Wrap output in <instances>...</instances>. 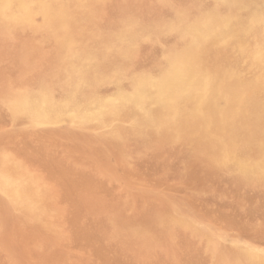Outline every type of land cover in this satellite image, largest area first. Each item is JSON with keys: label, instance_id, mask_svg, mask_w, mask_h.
Here are the masks:
<instances>
[{"label": "rangeland", "instance_id": "1", "mask_svg": "<svg viewBox=\"0 0 264 264\" xmlns=\"http://www.w3.org/2000/svg\"><path fill=\"white\" fill-rule=\"evenodd\" d=\"M137 1L0 0V264H264V0Z\"/></svg>", "mask_w": 264, "mask_h": 264}, {"label": "bare ground", "instance_id": "2", "mask_svg": "<svg viewBox=\"0 0 264 264\" xmlns=\"http://www.w3.org/2000/svg\"><path fill=\"white\" fill-rule=\"evenodd\" d=\"M2 1H3V0H2ZM29 1L32 2V0H29ZM34 1H35V0H34ZM58 1H60V0H58ZM138 1H139V0H138ZM138 1H137V2H138ZM176 1H177V0H176ZM176 1H175V2H176ZM239 1H240V0H239ZM241 1H242V0H241ZM248 1H249V0H248ZM4 2H5V1H4ZM15 2H17V1H15ZM173 2H174V0H173ZM177 2H178V1H177ZM186 2H187V1H186ZM20 3H22V2H20ZM131 3H132V2H131ZM197 3H198V2H197ZM202 3H203V2H202ZM202 3H201V4H202ZM210 3H211V2H210ZM242 3L245 4V2H242ZM242 3H241V5H243ZM259 3H260V2H259ZM6 4H8V2H7ZM6 4H5L4 6H6ZM13 4H14V3H13ZM13 4H12V5H13ZM52 4H53V3H52ZM19 5H20V4H19ZM106 5H107V4H106ZM185 5H186V4H185ZM238 5H239V4H238ZM256 5H257V4H256ZM258 5H259V4H258ZM53 6H54V5H53ZM70 6H72V5H70ZM135 6H136V4H135ZM140 6H141V5H140ZM165 6H166V5H165ZM168 6H169V5H168ZM206 6H207V5H206ZM206 6H205V7H206ZM213 6H214V4H213ZM2 7H3V6H2ZM19 7H20V6H19ZM23 7H24V6H23ZM106 7H107V6H106ZM169 7H170V6H169ZM187 7H188V6H187ZM201 7H202V5H201ZM251 7H252V6H251ZM257 7H258V6H257ZM263 7H264V6H263ZM34 8L37 9V7H35V6H34ZM41 8H42V7H41ZM51 8H52V7H50V9H51ZM137 8H138V7H137ZM166 8H167V7H166ZM174 8H175V7H174ZM182 8H183V6H182ZM184 8H185V7H184ZM221 8H222V7H221ZM2 9H3V8H2ZM12 9H13V8H12ZM12 9H11V10H12ZM134 9H135V8H134ZM175 9H176V8H175ZM200 9H201V8H200ZM203 9H204V8H203ZM208 9H210V8H208ZM262 9H263V8H262ZM11 10H10V11H11ZM43 10H44V9H43ZM125 10H126V9H125ZM139 10H141V9H139ZM171 10H172V8H171ZM181 10H183V9H181ZM194 10H195V9H194ZM205 10H206V9H205ZM225 10H226V9H225ZM249 10H250V9H249ZM252 10H253V9H252ZM0 11H1V10H0ZM21 11H22V10H21ZM78 11H80V10H78ZM166 11H167V10H166ZM198 11H200V10H198ZM234 11H235V9H234ZM12 12H13V11H12ZM32 12H35V11H32ZM126 12H127V11H126ZM163 12H164V11H163ZM167 12H168V11H167ZM175 12H176V11H175ZM203 12H204V11H203ZM205 12H206V11H205ZM223 12H225V11H223ZM231 12H232V11H231ZM243 12H244V11H243ZM249 12H251V11H249ZM259 12H260V11H259ZM7 13H9V12H7ZM41 13H42V12H41ZM41 13H40V14H41ZM63 13H64V12H63ZM86 13H87V12H86ZM136 13H137V12H136ZM176 13H177V12H176ZM191 13H192V12H191ZM214 13H215V12H214ZM246 13H248V12H246ZM1 14H2V13H1ZM49 14H50V13H49ZM108 14H109V12H108ZM199 14H200V13H199ZM253 14H254V13H253ZM10 15H13V14H10ZM34 15H36V14H34ZM51 15H52V14H51ZM51 15H50V16H51ZM84 15H85V14H84ZM121 15H122V14H121ZM124 15H125V14H124ZM187 15H189V14L187 13ZM203 15H204V14H203ZM232 15H233V14H232ZM236 15H237V14H236ZM3 16H4V15H3ZM19 16H20V14H19ZM119 16H120V15H119ZM167 16H168V15H167ZM182 16H183V15H181L180 17H182ZM189 16H190V15H189ZM192 16H193V15H192ZM194 16H195V15H194ZM13 17H14V16H13ZM78 17H79V16H78ZM102 17H103V16H102ZM122 17H123V16H122ZM176 17H177V15H176ZM204 17H205V16H204ZM206 17H207V16H206ZM216 17H217V16H216ZM219 17H220V16H219ZM262 17H263V16H262ZM5 18H6V17H5ZM32 18H33V17H32ZM59 18H60V17H59ZM80 18H81V17H80ZM116 18H117V17H116ZM152 18H153V17H152ZM168 18H169V17H168ZM185 18H186V17H185ZM226 18H228V17H226ZM257 18H258V17H257ZM27 19H28V18H27ZM86 19H87V18H86ZM170 19H172V18H170ZM183 19H184V18H183ZM191 19H192V18H191ZM218 19H219V18H218ZM234 19H235V18H234ZM260 19H262V18L260 17ZM6 20H7V19H6ZM104 20H106V19H104ZM152 20L154 21V19H152ZM155 20H156V19H155ZM159 20H160V19H159ZM166 20H167V19H166ZM178 20H179V19H178ZM239 20H240V19H239ZM11 21H12V20H11ZM147 21H148V20H147ZM172 21H173V20H172ZM180 21H181V20H180ZM196 21H197V20H196ZM247 21H248V19H247ZM257 21H258V20H257ZM260 21H261V20H260ZM262 21H263V20H262ZM15 22H16V21H15ZM31 22H32V20H31ZM81 22H82V21H81ZM94 22H95V21H94ZM113 22H114V21H113ZM116 22H117V21H116ZM118 22H119V20H118ZM140 22H141V21H140ZM160 22H161V21H160ZM168 22H169V21H168ZM178 22H179V21H177V23H178ZM185 22H187V21H185ZM205 22H206V21H205ZM214 22H215V20H214ZM236 22H237V20H236ZM236 22L234 21V23H236ZM97 23H98V22H97ZM100 23H102V22H100ZM103 23H104V22H103ZM130 23H131V22H130ZM130 23H129V24H130ZM132 23H133V22H132ZM151 23H153V22H151ZM237 23H239V22H237ZM92 24H93V23H92ZM115 24H116V23H115ZM127 24H128V23H127ZM127 24H126V25H127ZM129 24H128V25H129ZM144 24H145V23H144ZM243 24H245V23H243ZM252 24H253V23H252ZM102 25H103V24H102ZM102 25H101V26H102ZM119 25H120V23H119ZM141 25H142V24H141ZM176 25H177V24H176ZM185 25H186V24H185ZM235 25H236V24H235ZM245 25H246V24H245ZM253 25H254V24H253ZM20 26H21V25H20ZM20 26H19V27H20ZM23 26H24V25H23ZM58 26H59V24H58ZM92 26H93V25H92ZM116 26H117V25H116ZM180 26H182L181 23H180ZM191 26H192V25H191ZM242 26L244 27V25H242ZM257 26H259V25H257ZM34 27H35V26H34ZM56 27H57V26H56ZM59 27H60V26H59ZM106 27H107V26H106ZM140 27H141V26H140ZM147 27H148V26H147ZM176 27H178V26H175V28H176ZM193 27H194V25H193ZM211 27H212V26H211ZM231 27H232V26H231ZM231 27H230V28H231ZM245 27H246V26H245ZM245 27H244V28H245ZM249 27H250V26H249ZM261 27H262V26H261ZM37 28H38V26H37ZM61 28H62V27H61ZM61 28H60V29H61ZM87 28H88V27H87ZM104 28H105V26H104ZM141 28H142V27H141ZM167 28H168V27H167ZM183 28H185V27H183ZM237 28H238V27H237ZM258 28H259V27H258ZM22 29H24V28L22 27ZM30 29H31V28H30ZM105 29H106V28H105ZM129 29H130V28H129ZM138 29H139V28H138ZM151 29H152V28H151ZM186 29H187V28H186ZM186 29H185V30H186ZM188 29H189V28H188ZM4 30H5V29H4ZM35 30H36V29H35ZM45 30H46V29H45ZM45 30H44V31H45ZM101 30H102V29H101ZM117 30H119V29H117ZM201 30H202V29H201ZM206 30H207V29H206ZM211 30H212V29H211ZM223 30H224V29H223ZM235 30H236V29H235ZM241 30H242V29H241ZM252 30H253V29H252ZM258 30H259V29H258ZM12 31H13V30H12ZM51 31H52V30H51ZM53 31H54V30H53ZM103 31H104V29H103ZM105 31H106V30H105ZM133 31H134V30H133ZM142 31H143V29H142ZM145 31H146V30H145ZM151 31H152V30H151ZM188 31H189V30H188ZM193 31H194V30H193ZM202 31H204V30H202ZM208 31H209V30H208ZM208 31H207V32H208ZM212 31H213V30H212ZM17 32H18V31H17ZM35 32H36V31H35ZM83 32H85V31H83ZM83 32H82V33H83ZM111 32H112V31H111ZM137 32H138V31H137ZM149 32H150V31H149ZM180 32H181V31H180ZM180 32H179V33H180ZM221 32H222V31H221ZM251 32H252V31H251ZM254 32H256V31H254ZM1 33H2V32H1ZM6 33H9V32H6ZM10 33H11V32H10ZM144 33H145V32H144ZM162 33H163V32H162ZM167 33H168V31H167ZM182 33H183V32H182ZM184 33H185V32H184ZM187 33H189V32H187ZM196 33H197V31H196ZM215 33H216V32H215ZM230 33H232V32L230 31ZM230 33H229V34H230ZM258 33H259V32H258ZM26 34H27V33H26ZM44 34H45V33H44ZM57 34H58V33H57ZM106 34H107V33H106ZM106 34H105V35H106ZM110 34H112V33H110ZM113 34H114V32H113ZM120 34H121V33H120ZM146 34H148V32H146ZM165 34H166V33H165ZM170 34H171V33H170ZM189 34H190V33H189ZM217 34H218V32H217ZM220 34H221V33H220ZM227 34H228V33H227ZM256 34H257V33H256ZM256 34H255V35H256ZM5 35H7V34H5ZM14 35H16V34H14ZM19 35H20V33H19ZM46 35H47V34H46ZM68 35H69V34H66V36H68ZM75 35H76V34H75ZM101 35H102V34H101ZM105 35H103V36H105ZM128 35H129V34H128ZM143 35H144V34H143ZM143 35H142V36H143ZM162 35H163V34H162ZM172 35H173V34H172ZM183 35H184V34H183ZM196 35H197V34H196ZM225 35H226V34H225ZM225 35H224V33H223V36H225ZM230 35H231V34H230ZM9 36H10V34H9ZM23 36H24V35H23ZM37 36H38V35H37ZM44 36H45V35H44ZM69 36H70V35H69ZM103 36H102V38H103ZM106 36H107V35H106ZM117 36H118V35H117ZM121 36H122V35H121ZM123 36H124V35H123ZM173 36H175V35H173ZM240 36H241V35H240ZM248 36H249V35H248ZM261 36H262V35H261ZM11 37H12V36H11ZM35 37H36V36H35ZM71 37H72V36H71ZM76 37H77V36H76ZM112 37H113V36H112ZM119 37H120V36H119ZM125 37H126V36H125ZM129 37H130V36H129ZM132 37H133V36H132ZM132 37H131V38H132ZM158 37H159V36H158ZM170 37H171V36H170ZM185 37H186V36H185ZM199 37H200V36H199ZM226 37H228V35H226ZM255 37H256V36H255ZM9 38H10V37H9ZM13 38H15V37H13ZM38 38H39V37H38ZM100 38H101V37H100ZM107 38H108V37H107ZM117 38H118V37H117ZM117 38H116V39H117ZM131 38H130V39H131ZM134 38H135V37H134ZM140 38H141V37H140ZM140 38H139V39H140ZM159 38H160V37H159ZM187 38H188V37H186V39H187ZM189 38H190V36H189ZM218 38H219V37H218ZM245 38H246V37H245ZM248 38H250V37H248ZM258 38H259V37H258ZM26 39H28V37H27ZM26 39H25V40H26ZM30 39H31V38H30ZM35 39H36V38H35ZM43 39H44V38H43ZM66 39H67V38H66ZM70 39H71V38L69 37V39H67V41L70 40ZM74 39H75V38H74ZM76 39H77V38H76ZM119 39H120V38H119ZM121 39H122V38H121ZM125 39H126V38H125ZM137 39H138V36H137ZM196 39H197V38H196ZM241 39H242V38H241ZM254 39H255V38H254ZM259 39H260V38H259ZM28 40H29V39H28ZM31 40H32V39H31ZM45 40H46V39H45ZM102 40H103V39H102ZM111 40H112V39H111ZM131 40H132V39H131ZM162 40H163V39H162ZM172 40H174V39H172ZM180 40H181V39H180ZM184 40H185V38H184ZM220 40H221V38H220ZM243 40H244V38H243ZM262 40H263V39H262ZM262 40H261V41H262ZM26 41H27V40H26ZM29 41H30V40H29ZM41 41H42V39H41ZM72 41H73V40H72ZM95 41H96V40H95ZM103 41H104V40H103ZM120 41H121V40H120ZM159 41H160V40H159ZM164 41H165V40H164ZM168 41H169V40H168ZM223 41H224V39H223ZM235 41H236V40H235ZM244 41H245V40H244ZM253 41H254V40H253ZM23 42H24V41H23ZM117 42H118V40H117ZM123 42H125V41H123ZM231 42H233V41H231ZM246 42H247V41H246ZM132 43H133V42H132ZM189 43H190V41H189ZM242 43H243V42H242ZM242 43H241V44H242ZM254 43H255V42H254ZM259 43H260V42H259ZM25 44H28V43L25 42ZM30 44H31V43H30ZM117 44H118V43H117ZM117 44H116V45H117ZM119 44H120V43H119ZM128 44H129V43H128ZM142 44H143V43H142ZM142 44H141V45H142ZM148 44H149V43H148ZM179 44H180V43H179ZM208 44H209V43H208ZM232 44H233V43H232ZM260 44H261V43H260ZM262 44H263V43H262ZM94 45H95V44H94ZM96 45H97V44H96ZM123 45L126 46L127 44H123ZM143 45H144V44H143ZM143 45H142V47H143ZM145 45H146V44H145ZM176 45H177V44H176ZM256 45H257V44H256ZM256 45H255V46H256ZM46 46H47V45H46ZM100 46H101V45H100ZM103 46H104V45H103ZM108 46H109V44H108ZM110 46H111V45H110ZM147 46H148V45H147ZM167 46H168V45H167ZM170 46H171V44H170ZM179 46H180V45H179ZM185 46H186V45H185ZM236 46H237V45H236ZM22 47H23V46H22ZM32 47H33V46H32ZM94 47H95V46H94ZM101 47H102V46H101ZM104 47H105V46H104ZM115 47H116V46H115ZM226 47L229 48L228 46H226ZM260 47H261V46H260ZM262 47H263V46H262ZM23 48H25V47H23ZM23 48H22V49H23ZM36 48H37V47H36ZM105 48H106V47H105ZM139 48H140V47H139ZM167 48H168V47H167ZM227 48H226V49H227ZM236 48H237V47H236ZM252 48H253V47H252ZM113 49H114V48H113ZM113 49H111V50H113ZM135 49L137 50V48H135ZM140 49H141V48H140ZM142 49H143V48H142ZM142 49H141V50H142ZM193 49H194V46H193ZM229 49H230V48H229ZM33 50H34V49H33ZM35 50H36V49H35ZM47 50H48V49H47ZM49 50H50V48H49ZM49 50H48V51H49ZM116 50H117V49H116ZM118 50H119V49H118ZM136 50H134V51H136ZM179 50H180V49H179ZM185 50H186V49H185ZM191 50H192V49H191ZM211 50H213V49H211ZM219 50H220V49H219ZM230 50H231V49H230ZM237 50H238V49H237ZM23 51H24V49L22 50V52H23ZM187 51H189V49H188ZM192 51H193V50H192ZM192 51H191V52H192ZM241 51H243V50H241ZM25 52H27V50H26ZM30 52H31V51H30ZM30 52H29V53H30ZM39 52H40V51H39ZM107 52H108V51H107ZM111 52H112V51H111ZM111 52H110V53H111ZM141 52H142V51H141ZM214 52H215V51H214ZM222 52H223V51H222ZM247 52H248V51H247ZM247 52H246V53H247ZM257 52H260V51H257ZM263 52H264V51H263ZM34 53H35V51H34ZM105 53H106V52H104V54H105ZM138 53H139V52H138ZM165 53H166V51H165ZM165 53H164V54H165ZM228 53H230V52H228ZM242 53H243V52H242ZM242 53H241V54H242ZM32 54H33V53H32ZM99 54H100V52H99ZM115 54H116V53H115ZM141 54H142V53H141ZM141 54H140V55H141ZM168 54H169V53H168ZM168 54H166V55H168ZM171 54H172V53H171ZM179 54H180V53H179ZM190 54H191V53H190ZM221 54H222V53H221ZM226 54H227V53H226ZM29 55H30V54H29ZM35 55H36V54H35ZM107 55H108V54H107ZM144 55H145V53H144ZM156 55H157V54H156ZM158 55H159V54H158ZM161 55H162V54H161ZM169 55H170V54H169ZM211 55H212V54H211ZM231 55H232V54H231ZM243 55H244V54H243ZM246 55H247V54H246ZM256 55H257V54H256ZM21 56H22V55H21ZM24 56H25V55H24ZM24 56H23V57H24ZM98 56H99V55H98ZM100 56H101V55H100ZM102 56H104V55L102 54ZM131 56H132V55H131ZM179 56H180V55H179ZM188 56H189V55H188ZM199 56H200V55H199ZM202 56H203V55H202ZM227 56H228V55H227ZM249 56H250V55H249ZM251 56H253V54H252ZM260 56H261V55H260ZM19 57H20V56H19ZM27 57H29V56H27ZM45 57H46V56H45ZM121 57H122V56H121ZM133 57H134V56H133ZM152 57H153V56H152ZM177 57H178V56H177ZM191 57H193V55H192ZM191 57H190V58H191ZM211 57H212V56H211ZM224 57H225V56H224ZM229 57H230V56H229ZM239 57H240V56H239ZM239 57H238V58H239ZM245 57H248V56H245ZM31 58H32V57H31ZM48 58H49V57H48ZM48 58H47V59H48ZM85 58H86V57H85ZM113 58H115V57H113ZM161 58H162V57H161ZM161 58H160V59H161ZM167 58H168V57H167ZM169 58H170V57H169ZM198 58H200V57H198ZM219 58H220V57H219ZM29 59H30V58H29ZM130 59H131V58H130ZM130 59H129V60H130ZM144 59H146V58H144ZM174 59H175V58H174ZM177 59H178V58H177ZM187 59H188V58H187ZM200 59H201V58H200ZM209 59H210V58H209ZM212 59H214V58H212ZM224 59H225V58H224ZM250 59H251V58H250ZM32 60H33V59H32ZM114 60H115V59H114ZM117 60H118V59H117ZM129 60L127 59L126 61L130 62ZM133 60H134V59H133ZM133 60H131V61H133ZM150 60H151V58H150ZM154 60H156V59H154ZM161 60H162V59H161ZM161 60H160V61H161ZM195 60H197V59H195ZM240 60H241V59H240ZM248 60H249V59H248ZM37 61H38V60H37ZM44 61H45V60H44ZM123 61H124V60H123ZM136 61H137V60H136ZM173 61H174V60H173ZM175 61H177V60H175ZM179 61H180V60H179ZM181 61H182V60H181ZM187 61H188V60H187ZM200 61H201V60H200ZM203 61H204V59H203ZM228 61H229V60H228ZM234 61H236V60H234ZM245 61H246V60H245ZM249 61H250V60H249ZM249 61H248V62H249ZM25 62H26V60H25ZM25 62H24V63H25ZM89 62H90V61H89ZM115 62H116V61H115ZM144 62H145V61H144ZM149 62H150V61H149ZM149 62H148V63H149ZM154 62H155V61H154ZM198 62H199V60H198ZM216 62H217V61H216ZM216 62H215V63H216ZM231 62H233V61H231ZM239 62H240V61H239ZM32 63H33V61L31 62V64H32ZM53 63H54V61H53ZM118 63H119V62H118ZM118 63L116 64L117 66H118ZM123 63H124V62H123ZM136 63H137V62H136ZM148 63H146V64H148ZM162 63H164V62H162ZM172 63H173V62H172ZM172 63H171V64H172ZM194 63H195V62H194ZM21 64H22V63H21ZM31 64H30V65H31ZM39 64H40V62H39ZM101 64H102V63H101ZM141 64H142V62H141ZM143 64H144V63H143ZM153 64H154V63H153ZM191 64H192V62H191ZM191 64H190V65H191ZM205 64H206V63H205ZM209 64H210V63H209ZM227 64H228V63H227ZM257 64H258V63H257ZM257 64H256V65H257ZM30 65H29V66H30ZM33 65H34V64H33ZM33 65H32V66H33ZM48 65H49V64H48ZM125 65H127V64H125ZM132 65H133V64H132ZM151 65H152V63H151ZM155 65H156V64H155ZM187 65H188V64H187ZM199 65H200V64H199ZM235 65H236V64H235ZM240 65H241V64H240ZM245 65H246V64H245ZM248 65H249V64H248ZM263 65H264V64H263ZM89 66H90V65H89ZM174 66H175V65H174ZM243 66H244V65H243ZM27 67H28V66H27ZM30 67H31V66H30ZM99 67H101V66H99ZM165 67H166V66H165ZM224 67H225V65H224ZM234 67H235V66H234ZM32 68H33V67H32ZM76 68H77V67H76ZM90 68H91V67H90ZM123 68H124V66H123ZM131 68H132V67H131ZM135 68H136V67H135ZM135 68H133L132 70H135ZM144 68H145V67H144ZM151 68H152V67H151ZM162 68H163V67H162ZM199 68H202V67H199ZM210 68H211V67H210ZM216 68H217V67H216ZM30 69H31V68H30ZM36 69H37V68H36ZM96 69H98V68L96 67ZM128 69H129V68H128ZM136 69H137V68H136ZM169 69H170V68H169ZM213 69H214V68H213ZM230 69H231V67H230ZM246 69H247V68H246ZM253 69H254V68H253ZM259 69H260V68H259ZM26 70H27V69H26ZM26 70H25V71H26ZM40 70H41V69H40ZM47 70H48V68H47ZM47 70H46V71H47ZM152 70H153V69H152ZM170 70H172V69H170ZM185 70H186V69H185ZM197 70H198V69H197ZM217 70H218V69H217ZM244 70H245V69H244ZM30 71H32V70H30ZM30 71H29V72H30ZM96 71H97V70H96ZM111 71H112V70H111ZM144 71H145V70H144ZM147 71H148V70H147ZM173 71H174V70H173ZM181 71H182V70H181ZM190 71H191V70H190ZM200 71H201V70H200ZM222 71H224V70H222ZM258 71H259V70H258ZM27 72H28V71H27ZM32 72H33V71H32ZM48 72H49V71H48ZM48 72H47V73H48ZM100 72H101V71H100ZM102 72H103V71H102ZM138 72H139V71H138ZM152 72H153V71H152ZM155 72H156V71H155ZM163 72H164V71H163ZM184 72H185V71H184ZM250 72H251V71H250ZM47 73H46V74H47ZM104 73L106 74V71H105ZM107 73H108V72H107ZM125 73H126V72H125ZM127 73H128V72H127ZM178 73H179V72H178ZM221 73H222V72H221ZM224 73H225V72H224ZM255 73H256V72H255ZM255 73H253V74H255ZM26 74H27V73H26ZM29 74H30V73H29ZM37 74H38V72H37ZM44 74H45V73H44ZM119 74H120V73H119ZM180 74H181V72H180ZM188 74H189V73H188ZM237 74H238V72H237ZM42 75H43V74H42ZM48 75H49V74H48ZM53 75H54V74H53ZM123 75H124V74H123ZM212 75H213V74H212ZM235 75H236V74H235ZM239 75H240V74H239ZM242 75H243V74H242ZM245 75H247V74L245 73ZM51 76H52V75H51ZM91 76H92V75H91ZM106 76H107V75H106ZM167 76H168V75H167ZM179 76H180V75H179ZM184 76H186V75L184 74ZM192 76H193V75H192ZM240 76H241V75H240ZM243 76H244V75H243ZM250 76H252V74H251ZM42 77H45V76H42ZM42 77H41V78H42ZM48 77H49V76H48ZM52 77H53V76H52ZM56 77H57V76H56ZM190 77H191V76H190ZM204 77H205V75H204ZM204 77H203V78H204ZM212 77H213V76H212ZM219 77H220V76H219ZM219 77H218V78H219ZM227 77H228V76H227ZM238 77H239V76H238ZM238 77H236V78L238 79ZM38 78H39V77H38ZM88 78H89V77H88ZM99 78H100V77H99ZM99 78H98V79H99ZM104 78H105V77H104ZM148 78H149V77H148ZM179 78H180V77H179ZM179 78H177V81H175V82L180 81ZM187 78H188V77H187ZM198 78H199V77H198ZM221 78H222V77H221ZM233 78H234V77H233ZM240 78H241V77H240ZM26 79H27V78H26ZM59 79H60V78H59ZM98 79H97V80H98ZM106 79H107V78H106ZM185 79H186V78H185ZM237 79H236V80H237ZM247 79H248V78H247ZM41 80H42V79H41ZM44 80H45V79H44ZM46 80H48V79H46ZM97 80H95V81H97ZM109 80H110V79H109ZM143 80H144V79H143ZM149 80H150V79H149ZM152 80H153V78H152ZM158 80H159V79H158ZM172 80H173V79H172ZM189 80H190V79H189ZM212 80H213V79H212ZM234 80H235V78H234ZM249 80H250V79H249ZM251 80H252V78H251ZM251 80H250V81H251ZM38 81H39V80H38ZM87 81H88V80H87ZM91 81H92V80H91ZM111 81H112V80H111ZM116 81H117V80H116ZM136 81H137V80H136ZM164 81H165V80H164ZM168 81H169V80H168ZM228 81H229V80H228ZM21 82H22V81H21ZM42 82H43V80H42ZM54 82H55V81H54ZM93 82H94V80H93ZM101 82H102V81H101ZM142 82H143V81H142ZM153 82H154V80H153ZM155 82H156V81H155ZM170 82H171V81H170ZM201 82H202V81H201ZM201 82H200V83H201ZM214 82H216V81H214ZM214 82H213V83H214ZM229 82H230V81H229ZM251 82H252V81H251ZM58 83H59V82H58ZM82 83H83V82H82ZM82 83H81V84H82ZM87 83L89 84V82H87ZM94 83H95V82H94ZM104 83H105V82H104ZM124 83H125V82H124ZM181 83H183V82H181ZM184 83H185V82H184ZM195 83H196V82H195ZM226 83H227V82H226ZM245 83H246V82H245ZM245 83H244V84H245ZM252 83H253V82H252ZM252 83H251V84H252ZM11 84L13 85V83H11ZM32 84H33V83H32ZM35 84H37V83H35ZM38 84H39V83H38ZM46 84H47V82H46ZM56 84H57V83H56ZM56 84H55V86H56ZM76 84H77V83H76ZM91 84H92V83H91ZM122 84H123V83H122ZM127 84H128V83H127ZM146 84H147V83H146ZM166 84H167V83H166ZM179 84H180V83H179ZM188 84H189V83H188ZM188 84H187V85H188ZM231 84H232V83H231ZM254 84H255V83H254ZM256 84H257V83H256ZM28 85H29V84H28ZM51 85H52V84H51ZM58 85H60V84H58ZM62 85H63V84H62ZM84 85H86V84H84ZM99 85H100V83H99ZM99 85H97V86H99ZM137 85H138V84H137ZM141 85H142V84H141ZM163 85H164V84H163ZM171 85H173V84H171ZM194 85H195V84H194ZM198 85H199V84H198ZM226 85H227V84H226ZM235 85H236V84H235ZM242 85H243V84H242ZM249 85H250V84H249ZM34 86H35V85H34ZM40 86H41V85H40ZM43 86H44V84H43ZM75 86H76V85H75ZM82 86H83V85H82ZM86 86H87V85H86ZM88 86H89V85H88ZM119 86H120V85H119ZM166 86H167V85H166ZM196 86H197V85H196ZM258 86H259V85H258ZM263 86H264V85H263ZM19 87H20V86H19ZM28 87H29V86H28ZM30 87H31V86H30ZM30 87H29V88H30ZM35 87H36V86H35ZM60 87H62V86H60ZM113 87H114V86H113ZM113 87H112V88H113ZM140 87H141V86H140ZM154 87H155V86H154ZM183 87H184V86H183ZM254 87H256V86H254ZM20 88H21V87H20ZM25 88H26V87H25ZM36 88H37V87H36ZM48 88H50V86H49ZM82 88H83V87H82ZM109 88H110V87H109ZM109 88H108V89H109ZM129 88H130V87H129ZM144 88H145V87H144ZM146 88L149 89V87H146ZM152 88H153V87H152ZM164 88H165V87H164ZM179 88H180V86H179ZM192 88H193V87H192ZM260 88H261V87H260ZM21 89H22V88H21ZM34 89H35V88H34ZM39 89H40V88H39ZM51 89H52V88H51ZM51 89H50V91H51ZM57 89H58V88H57ZM61 89H63V88H61ZM99 89H100V88H99ZM108 89H107V90H108ZM125 89H126V87H125ZM157 89H158V88H157ZM157 89H156V90H157ZM211 89H212V88H211ZM216 89H217V88H216ZM218 89H219V88H218ZM9 90H10V89H9ZM18 90H19V91H18V93H19V92H20V89L18 88ZM24 90H26V89H24ZM59 90H60V89H59ZM79 90H80V89H79ZM103 90H104V89H103ZM111 90H112V89H111ZM212 90H213V89H212ZM227 90H228V89H227ZM244 90H245V89H244ZM253 90L255 91V88H254ZM13 91H14V90H13ZM35 91H36V90H35ZM97 91H98V90H97ZM104 91H105V90H104ZM114 91H115V90H114ZM143 91H144V90H143ZM145 91H147V90H145ZM191 91H192V90H191ZM25 92H27V91H25ZM25 92H23V93H25ZM61 92H62V91H61ZM61 92H60V93H61ZM98 92H99V91H98ZM117 92H118V91H117ZM117 92H116V94H115V93H114V94H115V95L120 94V93H117ZM124 92H125V91H124ZM178 92H179V91H178ZM188 92H189V91H188ZM257 92L259 93V91H257ZM32 93H33V92H32ZM35 93H37V92H35ZM40 93H41V92H40ZM40 93H39V94H40ZM51 93H52V92H51ZM51 93H50V94H51ZM64 93H65V91H64ZM79 93H80V91H79ZM112 93H113V90H112ZM151 93H152V92H151ZM153 93H154V92H153ZM166 93H167V92H166ZM233 93H234V92H233ZM255 93H256V92H255ZM262 93H263V92H262ZM3 94H4V93H3ZM19 94H20V93H19ZM21 94H22V92H21ZM52 94H53V93H52ZM108 94H110V93H108ZM114 94H113V95H114ZM125 94H126V93H125ZM144 94H145V93H144ZM157 94H158V93H157ZM184 94H186V92H185ZM26 95H27V94H26ZM34 95H36V94H34ZM40 95H42V94H40ZM59 95H60V94H59ZM83 95H84V94H83ZM126 95H127V94H126ZM128 95H129V94H128ZM128 95H127V96H128ZM181 95H182V93H181ZM234 95H235V94H234ZM241 95H242V94H241ZM16 96H18V95H16ZM19 96H20V95H19ZM62 96H63V95H62ZM77 96H78V94H77ZM77 96H76V98H77ZM85 96H86V95H85ZM153 96H154V95H153ZM153 96H152V97H153ZM237 96H239V95H237ZM245 96H246V95H245ZM245 96H244V97H245ZM261 96H262V95H261ZM14 97H15V96H14ZM21 97L23 98V96H21ZM49 97H50V96H49ZM54 97H55V95H54ZM78 97H79V96H78ZM130 97H131V96H130ZM179 97H180V96H179ZM197 97H198V96H197ZM235 97H236V96H235ZM244 97H243V98H244ZM249 97H250V96H249ZM3 98H4V97H3ZM5 98H6V97H5ZM10 98H11V97H10ZM19 98H20V97H19ZM57 98H60V97L57 96ZM57 98H55V99H57ZM62 98H63V97H62ZM69 98H70V97H69ZM82 98H83V96H82ZM88 98H89V97H88ZM91 98H92V97H91ZM95 98H96V97H95ZM95 98H94V100H95ZM135 98H137V97H135ZM150 98H151V97H150ZM153 98H154V97H153ZM153 98H152V99H153ZM237 98H238V97H237ZM259 98H260V97H259ZM259 98H258V99H259ZM263 98H264V97H263ZM11 99H12V98H11ZM35 99H36V98H35ZM48 99H50V98H48ZM64 99H65V98H64ZM79 99H81V98H79ZM79 99H78V100H79ZM127 99H128V98H127ZM137 99H139L140 101L142 100V102H143L144 97H143L142 94H140V95L138 96ZM155 99H156V97H155ZM158 99H159V98H158ZM177 99H178V98H177ZM187 99H188V98H187ZM189 99H190V98H189ZM249 99H250V98H249ZM3 100H5V99H3ZM7 100H8V99H7ZM19 100H20V99L17 98V101H19ZM40 100H41V98H40ZM99 100H100V99H99ZM101 100H102V99H101ZM130 100H131V99H130ZM135 100H136V99H135ZM153 100H154V99H153ZM153 100H152V101H153ZM192 100H193V99H192ZM209 100H210V98H209ZM244 100H245V99H244ZM260 100H261V99H260ZM21 101H23V100H21ZM41 101H42V100H41ZM51 101H52V100H51ZM51 101H50V102H51ZM79 101H80V100H79ZM81 101H82V100H81ZM92 101H93V100H92ZM95 101H96V100H95ZM105 101H106V100H105ZM144 101H145V100H144ZM168 101H169V99H168ZM201 101H202V99H201ZM210 101H211V100H210ZM245 101H246V100H245ZM8 102H9V101H8ZM39 102H40V101H39ZM50 102H49V103H50ZM52 102H53V101H52ZM60 102H61V101H60ZM63 102H64V101H63ZM87 102H88V101H87ZM90 102H91V101H90ZM107 102H109V101H107ZM122 102H124V101H122ZM128 102H129V101H128ZM132 102H133V101H132ZM142 102H141V103H142ZM147 102H148V101H147ZM150 102H151V101H150ZM169 102H170V101H169ZM208 102H209V101H208ZM211 102H212V101H211ZM246 102H247V101H246ZM1 103H2V102H1ZM41 103L43 104V102H41ZM49 103H48V104H49ZM67 103H68V102H67ZM73 103H74V102H73ZM75 103H76V102H75ZM75 103L73 104V106H75ZM88 103H89V102H88ZM91 103H92V102H91ZM95 103H96V102H95ZM97 103H99V101H98ZM119 103H120V102H119ZM165 103H166V101H165ZM183 103H184V102H183ZM221 103H222V102H221ZM261 103H262V102H261ZM58 104H59V103H58ZM62 104H63V106L61 105L62 107H59V108H58V106L56 107L58 110H54L55 112H52L53 110L51 111L53 114H49V113H48V115L43 114L45 118H43L42 121H43L44 123H56V122H59L60 120H62V119H63L62 116H64L65 114L68 115V116H70V117H72L71 115H73V113H72L71 111H69V110L66 109V108L68 107V105H64L65 103H62ZM82 104H84V102H83ZM86 104H87V103H86ZM86 104H85V105H86ZM89 104H90V103H89ZM104 104H105V103H104ZM115 104H116V103H115ZM123 104H124V103H123ZM142 104H143V103H142ZM150 104H151V103H150ZM169 104H170V103H169ZM169 104H168V105H169ZM180 104H181V103H180ZM186 104H187V103H186ZM186 104H185V105H186ZM191 104H192V103H191ZM194 104H195V103H194ZM210 104H211V103H210ZM242 104H243V103H242ZM258 104H259V103H258ZM15 105H16V104H15ZM18 105H19V103L17 104V106H18ZM21 105H23V102L21 103ZM25 105H26V104H25ZM51 105H52V104H51ZM56 105H57V104H56ZM165 105H166V104H165ZM178 105H179V104H178ZM189 105H190V104H189ZM11 106H12V105H11ZM79 106H80V105H79ZM82 106H83V105H82ZM86 106L88 107V105H86ZM86 106H85V107H86ZM93 106H94V105H93ZM95 106H96V105H95ZM120 106H121V105H120ZM182 106H183V105H182ZM182 106H181V107H182ZM208 106H209V105H208ZM227 106H228V105H227ZM259 106H260V105H259ZM6 107H7V106H6ZM12 107H13V106H12ZM32 107H33V106H32ZM47 107H48V105H47ZM49 107H50V106H49ZM64 107H66V108H64ZM85 107H83L82 109H85ZM89 107H91V106L89 105ZM129 107H130V106H129ZM170 107H171V106H170ZM252 107H253V106H252ZM260 107H261V106H260ZM1 108H2V107H1ZM10 108H11V107H10ZM15 108H16V107H15ZM54 108H55V107H54ZM80 108H81V107H80ZM118 108H119V107H118ZM145 108H146V107H145ZM147 108H148V107H147ZM204 108H205V107H204ZM61 109H63V110H61ZM69 109H70V108H69ZM73 109H75V107H74ZM82 109H81V111H82ZM87 109H88V108H87ZM90 109H91V108H90ZM107 109H108V108H107ZM107 109H106V110H107ZM157 109H158V108H157ZM159 109H160V108H159ZM181 109H182V108H181ZM191 109H192V108H191ZM253 109H254V108H253ZM4 110H6V109H4ZM4 110H3V111H4ZM10 110H11V109H10ZM18 110H19V109H18ZM49 110H50V108H49ZM70 110H71V109H70ZM102 110H103V109H102ZM106 110H105V111H106ZM119 110H121V109H119ZM146 110H147V109H146ZM155 110H156V108H155ZM182 110H183V109H182ZM194 110H195V109H194ZM19 111H20V110H19ZM83 111H84V110H83ZM91 111H92V110H91ZM107 111H108V110H107ZM124 111H125V110H124ZM124 111H123V112H124ZM156 111H157V110H156ZM169 111H170V110H169ZM171 111H172V109H171ZM209 111H210V110H209ZM10 112H11V111H10ZM10 112H9V113H10ZM12 112H13V110H12ZM15 112H16V110H15ZM15 112H14V113H15ZM21 112H22V111H21ZM40 112H41V111H40ZM78 112H79V111H78ZM78 112H77V114H78ZM93 112H94V111H93ZM97 112H99V110H98ZM127 112H128V111H127ZM6 113H7V112H6ZM22 113H23V112H22ZM22 113H21V114H22ZM37 113H38V112H37ZM43 113H44V112H43ZM75 113H76V112H75ZM80 113H82V112H80ZM90 113H92V112H90ZM130 113H131V112H130ZM172 113H173V112H172ZM179 113H180V112H179ZM7 114H8V113H7ZM15 114H16V113H15ZM19 114H20V113H19ZM21 114H20V115H21ZM40 114H41V113H40ZM83 114H84V113H83ZM83 114H82V115H83ZM93 114H94V113H93ZM93 114H92V115H93ZM123 114H124V113H123ZM168 114H169V113H168ZM257 114H258V113H257ZM20 115H18V116H20ZM66 115H65V116H66ZM85 115H86V113H85ZM94 115H96V113H95ZM109 115H110V114H109ZM130 115H131V114H130ZM133 115H136V114H133ZM149 115H150V114H149ZM8 116H9V115H8ZM10 116H11V115H10ZM10 116H9V118H10ZM15 116H16V115H15ZM18 116H16V117H18ZM73 116H74V115H73ZM195 116H196V115H195ZM241 116H242V115H241ZM20 117H21V116H20ZM61 117H62V119H61ZM66 117H67V116H66ZM85 117H86V116H85ZM89 117H90V116H89ZM92 117H94V116H92ZM111 117H112V116H111ZM111 117H110V118H111ZM11 118H12V117H11ZM80 118H81V117H80ZM98 118H101V117H98ZM181 118H182V117H181ZM219 118H220V117H219ZM238 118H239V116H238ZM65 119H66V118H65ZM87 119H88V118H87ZM127 119H128V118H127ZM171 119H172V118H171ZM177 119H178V118H177ZM190 119H191V118H190ZM16 120H17V119H16ZM24 120H25V119H24ZM76 120H77V119H76ZM83 120H85V119H83ZM90 120H91V119H90ZM9 121H10V119H9ZM85 121H86V120H85ZM171 121H172V120H171ZM195 121H196V120H195ZM23 122H24V121H23ZM74 122H75V121H74ZM79 122H81V120H80ZM118 122H120V121H118ZM140 122H141V121H140ZM261 122H262V121H261ZM10 123H11V122H10ZM17 123H18V122H17ZM17 123H15V124H17ZM114 123H115V122H114ZM12 124H13V123H12ZM24 124H25V123H24ZM33 124H34V122H33ZM71 124H72V123H71ZM93 124H95V122H94ZM17 125H18V124H17ZM44 125H46V124H44ZM58 125H59V124H58ZM81 125H82V124H81ZM85 125H86V124H85ZM89 125H90V124H89ZM135 125H136V124H135ZM22 126H23V125H22ZM52 126H53V125H52ZM59 126H60V125H59ZM75 126H76V124H75ZM110 126H111V125H110ZM128 126H129V125H128ZM139 126H140V125H139ZM172 126H173V125H172ZM212 126H213V125H212ZM254 126H255V125H254ZM12 127H13V126H12ZM32 127H33V126H32ZM32 127H31V128H32ZM40 127L44 128V126H42V125H41ZM50 127H51V126H50ZM62 127H65V124L62 125ZM89 127H90V126H89ZM170 127H171V126H170ZM252 127H253V126H252ZM42 128H41V129H42ZM70 128H71V127H70ZM77 128H78V127H77ZM85 128H86V127H85ZM85 128H84V129H85ZM254 128H255V127H254ZM15 129H16V128H15ZM60 129H61V128H60ZM72 129H73V128H72ZM74 129L76 130L75 127H74ZM82 129H83V128H82ZM86 129H87V128H86ZM109 129H110V128H109ZM135 129H136V128H135ZM158 129H160V128H158ZM172 129H173V128H172ZM22 130H23V129H22ZM38 130H39V129H38ZM49 130H50V129H49ZM52 130H53V129H52ZM52 130H50V131H52ZM70 130H71V129H70ZM77 130H78V129H77ZM100 130H101V129H99L98 131H100ZM103 130H104V129H103ZM140 130H141V128H140ZM160 130H161V129H160ZM212 130H213V129H212ZM41 131H42V130H41ZM61 131H62V130H61ZM71 131H72V130H71ZM80 131H81V130H80ZM88 131H89V130H88ZM98 131H97V132H98ZM106 131H108V130H106ZM120 131H121V130H120ZM221 131H222V130H221ZM39 132H40V131H39ZM46 132H47V131H46ZM46 132H44V133H46ZM52 132H54V131H52ZM59 132H60V131H59ZM85 132H86V131H85ZM85 132H84V133H85ZM132 132H134V131H132ZM175 132H176V131H175ZM31 133H32V132H31ZM55 133H56V132H55ZM68 133H69V132H68ZM73 133H75V132L73 131ZM73 133H72V134H73ZM92 133H93V132H92ZM110 133H111V132H110ZM119 133H121V132H119ZM125 133H126V132H125ZM137 133H138V132H137ZM149 133H150V132H149ZM176 133H177V132H176ZM188 133H190V132H188ZM263 133H264V132H263ZM3 134H5V133H3ZM3 134H2V135H3ZM20 134H21V132H20ZM26 134H27V133H26ZM39 134H40V133H39ZM52 134H53V133H52ZM95 134H96V133H95ZM111 134L113 135V133H111ZM173 134H174V133H173ZM6 135H7V134H6ZM10 135H11V134H10ZM34 135H36V133H35ZM42 135H43V134H42ZM49 135H50V134H49ZM69 135H70V134H69ZM74 135H75V134H74ZM96 135H97V134H96ZM96 135H95V136H96ZM123 135H124V134H123ZM140 135H141V134H140ZM151 135H152V133H151ZM151 135H150V136H151ZM157 135H158V134H157ZM0 136H1V135H0ZM36 136H38V135H36ZM36 136H34V137H36ZM52 136H53V135H52ZM120 136H121V135H120ZM4 137H5V136H4ZM12 137H14V136H12ZM30 137H31V136H30ZM80 137H81V136H80ZM88 137H90V136H88ZM138 137H139V136H138ZM71 138H72V137H71ZM73 138H74V137H73ZM81 138H82V137H81ZM98 138H99V137H98ZM136 138H137V137H136ZM160 138H161V136H160ZM176 138H178V136H177ZM66 139H68V138L66 137ZM74 139H77V137L75 136ZM78 139H79V138H78ZM84 139H85V138H84ZM88 139H89V138H88ZM90 139H91V138H90ZM96 139H97V138H96ZM101 139H102V138H101ZM164 139H165V138H164ZM227 139H228V138H227ZM227 139H226V140H227ZM70 140H71V139H70ZM102 140H103V139H102ZM119 140H121V138H120ZM122 140H123V139H122ZM129 140H130V139H129ZM259 140H260V139H259ZM133 141H134V140H133ZM227 141H228V140H227ZM243 141H244V140H243ZM251 141H252V140H251ZM95 142H97V140H96ZM146 142H147V141H146ZM158 142H159V140H158ZM168 142H169V141H168ZM229 142H230V141H229ZM73 143H74V142H73ZM77 143H78V142H77ZM115 143H116V142H115ZM121 143H122V142H121ZM150 143H151V142H150ZM161 143H162V142H161ZM0 144H2V143H0ZM118 144H119V143H118ZM155 144H156V143H155ZM184 144H185V142H184ZM189 144H190V143H189ZM2 145H3V144H2ZM106 145H107V144H106ZM121 145H122V144H121ZM133 145H134V144H133ZM138 145H139V143H138ZM208 145H209V144H208ZM119 146H120V145H119ZM144 146H145V144H144ZM152 146H153V145H152ZM252 146H253V145H252ZM5 147H6V146H5ZM126 147H127V146H126ZM139 147H140V145H139ZM154 147H155V146H154ZM260 147H261V146H260ZM2 148H3V147H2ZM7 148H8V147H7ZM175 148H176V147H175ZM5 149H6V148H5ZM9 149H10V148H9ZM9 149H6V150L8 151ZM96 149H99V148H96ZM133 149H134V148H133ZM196 150H197V149H196ZM9 151H10V150H9ZM101 151H102V150H101ZM116 151H117V150H116ZM128 151H129V150H128ZM137 151H138V150H137ZM242 151H244V150H242ZM4 152H6V151H4ZM121 152H122V151H121ZM144 152H145V151H144ZM217 152H218V151H217ZM244 152H245V151H244ZM247 152H248V151H247ZM256 152H257V151H256ZM8 153H9V152H8ZM11 153H12V152H11ZM105 153H106V152H105ZM136 153H137V152H136ZM241 153H242V152H241ZM232 154H233V153H232ZM243 154H244V153H243ZM250 154H251V152H250ZM121 155H122V154H121ZM191 155H192V154H191ZM0 156H1V155H0ZM13 156H14V155H13ZM13 156H12V157H13ZM118 156H119V155H118ZM103 157H104V156H103ZM190 157H191V156H190ZM236 157H237V156H236ZM245 157H246V156H245ZM254 157H255V156H254ZM15 158H16V157H15ZM21 158H22V157H21ZM188 158H189V157H188ZM239 158H240V157H239ZM255 158H256V157H255ZM5 160H6V157H5ZM108 160H109V158H108ZM220 160H221V158H220ZM245 160H246V158H245ZM20 161H21V160H20ZM110 161H111V160H110ZM2 162H3V161H2ZM99 162H100V161H99ZM111 162H112V161H111ZM127 162H128V161H127ZM127 162H126V163H127ZM17 163H18V162H17ZM19 163H20V162H19ZM22 163H23V162H22ZM119 163H120V162H119ZM234 163H235V162H234ZM124 164H125V163H124ZM8 165H9V164H8ZM17 165H18V164H17ZM31 165H32V164H31ZM99 165H100V164H99ZM120 165H121V164H120ZM122 165H123V164H122ZM126 165H127V164H126ZM3 166H4V165H3ZM19 166H20V165H19ZM19 166H18V168H19ZM22 166H23V165H22ZM102 166H103V165H102ZM261 166H262V165H261ZM20 167H21V166H20ZM28 167H29V166H28ZM33 167H34V166H33ZM96 167H97V164H96ZM103 167H104V166H103ZM123 167H124V165H123ZM210 167H211V166H210ZM7 168H8V167H7ZM18 168H17V169H18ZM22 168H23V167H22ZM26 168H27V167H26ZM82 168H83V167H82ZM121 168H122V167H121ZM127 168H128V167H127ZM24 169H25V168H24ZM209 169H210V168H209ZM232 169H233V168H232ZM232 169H231V170H232ZM235 169H237V168H235ZM1 170L3 171V168H2ZM21 170H22V169H21ZM59 170H60V169H59ZM126 170H127V169H126ZM25 171H27V170H25ZM28 171H29V169H28ZM28 171H27V172H28ZM233 171H234V170H233ZM4 172H6V171H4ZM10 172H11V171H10ZM17 172H18V171H17ZM30 172H32V171H30ZM106 172H107V171H106ZM11 173H12V172H11ZM14 173H15V172H14ZM19 173H20V172H19ZM19 173H18V174H19ZM28 173H29V172H28ZM197 173H198V172H197ZM241 173H242V171H241ZM251 173H252V172H251ZM259 173H260V172H259ZM3 174H4V173H3ZM12 174H13V173H12ZM191 174H192V173H191ZM194 174H195V173H194ZM208 174H209V173H208ZM210 174H211V173H210ZM249 174H250V173H249ZM10 175H11V174H10ZM27 175H28V174H27ZM36 175H37V174H36ZM206 175H207V174H206ZM250 175H251V174H250ZM1 176H2V175H1ZM11 176H12V175H11ZM25 176H26V175H25ZM43 176H44V175H43ZM212 176H213V175H212ZM262 176H264V175H262ZM3 177H4V176H3ZM5 177H6V176H5ZM14 177H15V176H14ZM20 177H21V176H20ZM22 177H24V176H22ZM28 177H29V176H28ZM195 177H196V176H195ZM206 177H207V176H206ZM206 177H205V178H206ZM220 177H221V176H220ZM243 177H244V176H243ZM254 177H255V176H254ZM9 178H11V177H9ZM18 178H19V175H18ZM34 178H35V177H33V179H34ZM197 178H198V177H197ZM201 178H202V177H201ZM201 178H200V179H201ZM229 178H230V177H229ZM263 178H264V177H263ZM15 179H16V178H15ZM28 179H29V178H27V180H28ZM40 179H41V178H40ZM125 179H126V178H125ZM227 179H228V178H227ZM242 179H244V178H242ZM12 180L14 181V178H13V177H12ZM27 180H26V181H27ZM46 180H47V179H46ZM68 180H69V179H68ZM204 180H205V179H204ZM204 180H203V181H204ZM258 180H259V179H258ZM10 181H11V180H10ZM16 181H17V180H16ZM20 181H22V179H21ZM28 181H30V179H29ZM5 182H7V181H5ZM8 182H9V181H8ZM36 182H37V181H36ZM36 182H35V183H36ZM47 182H48V181H47ZM79 182H80V181H79ZM126 182H127V180H126ZM129 182H130V181H129ZM11 183H12V181H11ZM14 183H16V182H14ZM35 183H34V184H35ZM127 183H128V182H127ZM12 184H13V183H12ZM18 184H20V183H18ZM21 184H22V183H21ZM26 184H27V183H26ZM45 184H46V183H45ZM80 184H81V182H80ZM235 184H236V183H235ZM239 184H240V183H239ZM3 185H5V184H3ZM9 185H10V184H9ZM14 185H15V184H14ZM14 185H13V186H14ZM36 185H37V183H36ZM77 185H78V184H77ZM1 186H2V185H1ZM1 186H0V188H3V187H1ZM16 186H17V185H16ZM22 186H23V185H22ZM34 186H35V185H34ZM37 186H38V185H37ZM49 186H50V185H49ZM248 186H249V185H248ZM257 186H258V185H257ZM4 187H5V186H4ZM6 187H7V186H6ZM17 187H18V186H17ZM24 187H25V185H24ZM47 187H48V186H47ZM82 187H83V184H82ZM84 187H85V186H84ZM239 187H240V186H239ZM241 187H243V186H241ZM9 188L12 189V187H10V186H9ZM35 188H36V187H35ZM35 188H33V189H35ZM247 188H248V187H247ZM259 188H260V187H259ZM3 189H4V188H3ZM53 189H54V188H53ZM53 189H52V190H53ZM122 189H123V188H122ZM129 189H130V188H129ZM256 189H257V188H256ZM262 189H263V188H262ZM262 189H261V190H262ZM5 190H7V189H5ZM48 190H49V189H48ZM257 190H258V189H257ZM13 191H17V190H16V189H15V190L13 189ZM54 191H55V190H54ZM5 192H6V191H5ZM18 192H19V191H18ZM50 192H51V191H50ZM9 193H10V192H9ZM25 193H26V192H25ZM0 194H2V193H0ZM2 196H3V194H2ZM12 196H13V195H12ZM12 196H11V197H12ZM24 196H25V195H24ZM24 196H23V197H24ZM3 197H4V196H3ZM13 197H14V196H13ZM19 197H21V196H19ZM49 197H50V196H49ZM24 198H25V197H24ZM5 199H8V198L5 197ZM57 199H58V198H57ZM0 200H1V197H0ZM8 200H9V199H8ZM25 200H27V198H26ZM30 200H31V199H30ZM30 200H29V201H30ZM12 201H13V200H12ZM48 201H49V199H48ZM58 201H59V200H58ZM6 202H7V200H6ZM35 202H36V201H35ZM41 202H42V200H41ZM2 203H3V202H2ZM38 203H39V202H38ZM38 203H37V205H38ZM59 203H60V202H59ZM61 203H62V202H61ZM179 203H180V202H179ZM8 204H9V203H7V205H8ZM19 204H21V203L19 202ZM24 204H25V203H24ZM34 204H35V203H34ZM0 205H1V204H0ZM2 205H4V204H2ZM17 205H18V204H17ZM31 205H32V204H31ZM37 205L35 204V207H36ZM176 205H177V204H176ZM182 205H183V204H182ZM10 206H11V204H10ZM18 206H19V205H18ZM20 206H22V205H20ZM178 206H179V205H178ZM180 206H181V205H180ZM180 206H179V207H180ZM187 206H188V205H187ZM6 207H8V206H6ZM15 207H17V206H15ZM49 207H51V206H49ZM168 207H169V206H168ZM168 207H166L165 209H167ZM181 208H182V207H181ZM181 208H180V209H181ZM184 208H186V207H184ZM187 208H188V207H187ZM187 208H186V209H187ZM10 209H11V208H10ZM20 209H21V208H20ZM20 209H18V210H20ZM27 209H28V208H27ZM16 210H17V209H16ZM21 210H23V209H21ZM37 210H38V209H37ZM48 210H49V209H48ZM66 210H67V209H66ZM161 210H162V209H161ZM184 210H185V209H184ZM12 211H14L13 208H12ZM29 211H30V209H29ZM182 211H183V210H182ZM185 211H186V210H185ZM0 212H1V211H0ZM2 212H3V211H2ZM41 212H42V211H41ZM45 212H46V211H45ZM53 212H54V211H53ZM160 212H161V211H160ZM160 212H159V213H160ZM162 212H163V211H162ZM162 212H161V213H162ZM49 213H50V212H49ZM166 213H168V212H166ZM174 213H175V212H174ZM182 213L185 214V212H182ZM187 213H188V212H187ZM4 214H5V213H4ZM23 214H25V213L23 212ZM61 214H63V213H61ZM64 214H65V213H64ZM163 214H164V213H163ZM191 214H192V213H190V215H191ZM193 214H194V213H193ZM8 215H9V213H8ZM43 215H44V214H43ZM45 215H46V214H45ZM53 215H54V213H53ZM65 215H66V214H65ZM159 215H161V214H159ZM188 215H189V214H188ZM4 216H5V215H4ZM9 216H10V215H9ZM21 216H22V215H21ZM27 216H28V215H27ZM58 216H59V215H58ZM180 216H182V215H180ZM18 217H19V216H18ZM23 217H24V216H23ZM43 217H45V216H43ZM62 217H63V216H62ZM150 217H151V216H150ZM184 217H185V216H184ZM2 218L5 219V217H2ZM2 218H0V219H2ZM9 218H10V217H9ZM9 218H8V219H9ZM15 218H16V217H15ZM19 218H20V217H19ZM26 218H27V217H26ZM35 218H36V216H35ZM55 218H56V217H55ZM16 219H17V218H16ZM27 219H28V218H27ZM27 219H26V220H27ZM32 219H33V218H32ZM43 219H44V218H43ZM62 219H64V218H62ZM140 219H142V218H140ZM166 219H167V218H166ZM185 219H186V218H185ZM187 219H188V218H187ZM195 219L197 220V218H195ZM38 220L40 221V219H38ZM44 220H46V219H44ZM57 220H59V219H57ZM64 220H65V219H64ZM114 220H115V219H114ZM147 220H148V219H147ZM4 221H5V220H3V222H4ZM10 221H11V220H10ZM13 221H15V220H13ZM19 221H20V219H19ZM21 221H22V220H21ZM27 221H28V220H27ZM33 221H34V220H33ZM49 221H51V220H49ZM49 221H47V222H49ZM116 221H117V220H116ZM142 221H143V220H142ZM0 222H1V221H0ZM6 222H7V221H6ZM15 222H17V221H15ZM25 222H26V221H25ZM37 222H38V221H37ZM37 222H36V223H37ZM42 222H43V221H42ZM51 222H52V221H51ZM60 222H61V221H60ZM131 222H132V221H131ZM137 222H138V221H137ZM203 222H204V221H203ZM7 223H8V222H7ZM7 223H6V224H7ZM18 223H19V222H18ZM20 223H21V222H20ZM28 223H29V222H28ZM28 223H27V224H28ZM34 223H35V222H34ZM36 223H35V224H36ZM38 223H39V222H38ZM64 223H65V221H64ZM112 223H113V222H112ZM117 223H118V222H117ZM120 223H121V221H120ZM198 223H199V221H198ZM6 224H5V225H6ZM8 224H9V223H8ZM44 224H45V223H44ZM47 224H48V223H47ZM50 224H51V223H50ZM62 224H63V222H62ZM172 224H173V223H172ZM202 224H204V223H202ZM210 224H211V223H210ZM11 225H12V224H11ZM30 225H31V224H30ZM33 225H34V224H33ZM36 225H37V224H36ZM39 225H41V224H39ZM52 225H53V224H52ZM55 225H56V224H55ZM119 225H120V224H119ZM136 225H138V224H136ZM182 225H183V224H182ZM208 225H209V224H208ZM2 226H3V225L1 224L0 227H2ZM8 226H9V225H8ZM45 226H46V225H45ZM49 226H50V225H49ZM114 226H115V225H114ZM114 226H113V227H114ZM154 226H155V225H154ZM170 226H171V225H170ZM175 226H176V225H175ZM199 226H200V225H198V227H199ZM210 226H212V225H210ZM54 227H56V226H54ZM63 227H64V226H63ZM178 227H179V226H178ZM204 227H205V225H204ZM207 227H208V226H207ZM32 228H33V226H32ZM40 228H42V227H40ZM43 229H44V228H43ZM46 229H47V228H46ZM207 229H208V228H207ZM207 229H206V231H208ZM217 229H218V228H217ZM6 230H7V228H6ZM6 230H5V231H6ZM14 230H15V229H13V231H14ZM20 230H21V229H20ZM31 230H32V229H31ZM34 230H35V229H34ZM39 230H40V229H39ZM51 230H52V228H51ZM54 230H55V229H54ZM56 230H57V229H56ZM202 230H203V229H202ZM223 230H226V229H223ZM40 231H41V230H40ZM64 231H65V230H64ZM183 231H184V230H183ZM1 232H2V231H1ZM55 232H56V231H55ZM57 232H58V231H57ZM141 232H142V231H141ZM150 232H151V230H150ZM210 232H212V231H210ZM220 232H221V231H220ZM3 233H4V232H3ZM26 233H27V232H26ZM35 233H36V232H35ZM37 233H38V232H37ZM45 233H46V232H45ZM45 233H43V234H45ZM188 233H189V232H188ZM212 233H213V232H212ZM212 233H211V234H212ZM225 233H227V232H225ZM0 234H2V233H0ZM5 234L7 235V233H5ZM32 234H33V233H32ZM43 234H42V236H43V240H44L45 238H44V235H43ZM128 234H129V233H128ZM240 234H241V233H240ZM6 235H5V236H6ZM33 235H34V234H33ZM35 235H38V234H35ZM39 235H40V234H39ZM39 235H38V236H39ZM54 235H55V234H54ZM232 235H233V234H232ZM236 235H237V234H236ZM10 236H11V235H10ZM28 236H29V235H28ZM38 236H37V237H38ZM146 236H147V235H146ZM157 236H158V235H157ZM221 236H222V235H221ZM234 236H235V235H234ZM237 236H239V235H237ZM241 236H243V235H241ZM241 236H239V237L241 238ZM40 237H41V236H40ZM45 237L48 238L47 236H45ZM120 237H121V236H120ZM213 237H214V236H213ZM50 238H51V237H50ZM56 238H57V237H56ZM136 238H137V237H136ZM246 238H247V237H246ZM2 239H3V238H2ZM10 239H11V238H10ZM27 239H28V238H27ZM38 239H39V238H38ZM48 239H49V238H48ZM62 239H63V238H62ZM64 239H65V238H64ZM139 239H140V238H139ZM211 239H212V238H211ZM220 239H221V238H220ZM241 239H242V238H241ZM244 239H245V238H244ZM247 239H249V238H247ZM23 240H24V239H23ZM52 240H53V239H52ZM66 240H67V239H66ZM136 240H137V239H136ZM136 240H135V241H136ZM5 241H6V240H5ZM24 241H25V240H24ZM30 241H31V240H30ZM30 241H29V242H30ZM132 241H133V240H132ZM143 241H144V240H143ZM205 241H206V240H205ZM245 241H246V239H245ZM15 242H16V241H15ZM17 242H18V241H17ZM45 242H46V241H45ZM130 242H131V241H130ZM137 242H138V241H137ZM202 242H203V241H202ZM213 242H215V241H213ZM217 242H218V241H216V243H217ZM222 242H223V239H222ZM247 242H248V240H247ZM250 242H251V241H250ZM2 243H3V242H2ZM2 243H1V244H2ZM40 243H41V242H40ZM48 243H50V242H48ZM52 243H53V242H52ZM204 243H205V242H204ZM225 243H226V242H225ZM236 243H237V242H236ZM236 243H235V244H236ZM251 243H253V242H251ZM255 243H256V241H255ZM257 243H259V242H257ZM1 244H0V245H1ZM7 244H8V243H7ZM22 244H26V243H22ZM44 244H45V243H44ZM64 244H65V243H64ZM211 244H212V242H211ZM231 244H232V243H231ZM8 245H9V244H8ZM40 245H41V244H40ZM40 245H39V246H40ZM237 245H238V244H237ZM244 245H246V244L244 243ZM244 245H243V246H244ZM1 246H2V245H1ZM37 246H38V245H37ZM58 246H59V245H58ZM60 246H61V245H60ZM62 246H63V245H62ZM216 246H217V244H216ZM235 246H236V245H235ZM239 246H240V244H239ZM9 247H10V246H9ZM24 247H25V246H24ZM24 247H23V248H24ZM51 247H52V246H51ZM223 247H224V246H223ZM236 247H237V246H236ZM240 247H241V246H240ZM252 247H254V246H252ZM261 247H262V246H261ZM1 248H2V247H1ZM4 248H5V247H4ZM55 248H56V247H55ZM241 248H243V247H241ZM10 249H11V248H10ZM15 249H16V248H15ZM230 249H231V247H230ZM232 249H234V247H233ZM251 249H252V248H251ZM262 249H263V248H262ZM262 249H261V250H262ZM2 250H3V249H2ZM244 250H245V248H244ZM263 250H264V249H263ZM6 251H7V250H6ZM12 251H13V250H12ZM26 251H27V249H26ZM54 251H55V250H54ZM255 251H256V249H255ZM259 251H260V250H259ZM259 251H257V252H259ZM12 253H13V252H12ZM12 253H11V254H12ZM222 253H223V252H222ZM6 254H7V253H6ZM13 254H14V253H13ZM20 254H21V253H20ZM30 254H31V253H30ZM243 254H244V253H243ZM257 254H258V253H257ZM15 255H16V254H15ZM24 255H25V254H24ZM31 255H32V254H31ZM209 255H210V254H209ZM10 256H11V255H10ZM13 256H14V255H13ZM13 256H12V257H13ZM222 256H223V255H222ZM31 257H32V256H31ZM16 259H17V258H16ZM9 260H10V259H9ZM117 260H118V259H117ZM17 261H18V260H17ZM10 262H11V261H10ZM15 262H16V261H15ZM215 263H216V262H215Z\"/></svg>", "mask_w": 264, "mask_h": 264}]
</instances>
